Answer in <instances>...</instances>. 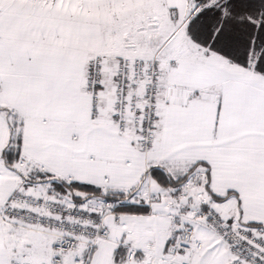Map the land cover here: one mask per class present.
<instances>
[{
	"label": "snow or ice",
	"instance_id": "1",
	"mask_svg": "<svg viewBox=\"0 0 264 264\" xmlns=\"http://www.w3.org/2000/svg\"><path fill=\"white\" fill-rule=\"evenodd\" d=\"M0 264H264V0H0Z\"/></svg>",
	"mask_w": 264,
	"mask_h": 264
}]
</instances>
